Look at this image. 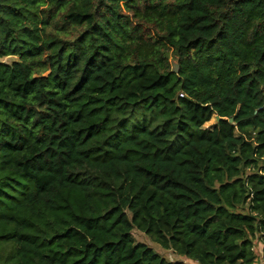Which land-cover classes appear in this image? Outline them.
<instances>
[{
    "label": "trees",
    "instance_id": "obj_1",
    "mask_svg": "<svg viewBox=\"0 0 264 264\" xmlns=\"http://www.w3.org/2000/svg\"><path fill=\"white\" fill-rule=\"evenodd\" d=\"M134 228L256 264L264 0H0V264H186Z\"/></svg>",
    "mask_w": 264,
    "mask_h": 264
},
{
    "label": "rangeland",
    "instance_id": "obj_2",
    "mask_svg": "<svg viewBox=\"0 0 264 264\" xmlns=\"http://www.w3.org/2000/svg\"><path fill=\"white\" fill-rule=\"evenodd\" d=\"M12 59L13 58H11V57L3 58V60L6 62H10ZM171 62H172L173 70H176V64L172 58H171ZM214 123H215V117H212L210 119V121H208L207 123H205L203 125V127L204 128H212ZM251 134L253 135L252 132H251ZM132 234H133V236L137 242L146 244L147 246L152 248L156 253H158L160 256L164 257L165 259L184 261L186 264H192V260L188 259L187 257L178 256V255L174 254L171 250L163 249L160 245L151 241L145 233L134 228L132 230ZM263 247H264L263 242L258 241V240L254 241V252L256 253V255H260Z\"/></svg>",
    "mask_w": 264,
    "mask_h": 264
},
{
    "label": "built area",
    "instance_id": "obj_3",
    "mask_svg": "<svg viewBox=\"0 0 264 264\" xmlns=\"http://www.w3.org/2000/svg\"><path fill=\"white\" fill-rule=\"evenodd\" d=\"M256 264H264V259L262 254H260L257 258H256Z\"/></svg>",
    "mask_w": 264,
    "mask_h": 264
},
{
    "label": "water",
    "instance_id": "obj_4",
    "mask_svg": "<svg viewBox=\"0 0 264 264\" xmlns=\"http://www.w3.org/2000/svg\"><path fill=\"white\" fill-rule=\"evenodd\" d=\"M221 118L220 117H218V116H216L215 117V121H219ZM233 121V119H229V122H232Z\"/></svg>",
    "mask_w": 264,
    "mask_h": 264
},
{
    "label": "crops",
    "instance_id": "obj_5",
    "mask_svg": "<svg viewBox=\"0 0 264 264\" xmlns=\"http://www.w3.org/2000/svg\"><path fill=\"white\" fill-rule=\"evenodd\" d=\"M260 254H262V251H261V253H260ZM192 264H198V263H196V262L192 261Z\"/></svg>",
    "mask_w": 264,
    "mask_h": 264
}]
</instances>
